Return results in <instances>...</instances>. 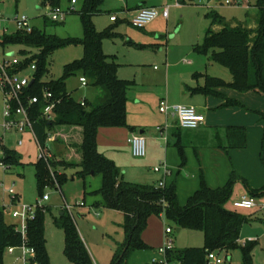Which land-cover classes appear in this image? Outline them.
<instances>
[{
	"label": "rangeland",
	"instance_id": "1",
	"mask_svg": "<svg viewBox=\"0 0 264 264\" xmlns=\"http://www.w3.org/2000/svg\"><path fill=\"white\" fill-rule=\"evenodd\" d=\"M225 1L194 0L192 3L180 5L178 0H105L102 14L92 18L97 32L104 33L108 29L114 31L113 35L104 37L103 52L115 57L117 63L121 65L119 77L134 84L128 94L127 120L136 127L137 132L141 130L146 132L144 137L147 157L139 159L133 156L128 142L131 135L127 128L99 129L97 138L99 151L115 162L128 183L157 186L162 180L168 187L175 185L181 206L187 204L188 199L201 188L203 181L212 189L225 186L233 173L244 177L247 183L251 179L257 183L261 181L258 174L248 170V163L260 153L264 128L260 117L254 112L264 111V101H260L254 95H241L245 108L230 107L240 112V117L236 119V114L233 115V110L230 111L233 112L230 114V122H233L234 117L235 122L249 125L248 127L241 125L246 128L247 133V147L241 150L224 149L225 146L219 144L217 130L212 129L201 133L182 130L181 152L175 145L174 135L165 133L164 130L167 123L171 126L177 119L160 112L159 92L165 83L167 67H170L169 72L173 79L191 71L207 72L210 76L231 80L230 72L226 68L215 63L212 65L209 57L194 50L195 45L203 42L210 27L207 14L212 10L229 25L234 22L253 25L252 18L257 14V9L249 4L253 6L256 0H242L238 5H226ZM81 6L82 0H78V4L74 6L76 12L70 13L71 2L62 0L61 8L68 13L62 22L53 23L48 16L49 8L44 6V0H0L2 28L0 39L16 33L18 30L16 19L26 16L30 19L32 27L47 35L65 40H81L85 35L80 16ZM167 6L169 7L167 19L159 17L144 29L131 26L132 16L137 9L157 7L162 12ZM113 17L118 21L112 22ZM128 40L133 44H126ZM20 50L21 47L16 45L0 44V62L12 58L10 56L12 54L25 60ZM83 57L84 48L79 45H69L58 50L50 59L48 67L50 73L44 81L60 80L64 76L65 66ZM184 59L192 60L194 64L186 66L183 63ZM26 73H29V70H26ZM82 77L83 75L78 73L69 78L66 81L67 91L78 102L93 101L98 91L91 85L82 87L80 83ZM3 113L4 98L0 92V160L4 158L3 148L6 147L16 151L23 164L8 167L0 163V206L11 208L5 213L6 223L17 225L21 229L23 221L12 218L11 212L22 211L25 207H31L36 211L34 204H38L40 210L47 209L45 227L49 262L73 264L64 253L65 233L57 228L53 221L54 217L68 213L75 222L94 263L113 264L126 239L123 229L125 217L120 211L106 208L103 197L98 193L102 187L103 177L83 176L81 167L64 169L50 166L49 172L53 181L57 175H64L61 187L58 188L54 183L50 184L40 195L35 166L41 154L40 145L30 133L5 134L1 130L4 122ZM114 129L116 130L113 131ZM166 138L169 140V146ZM20 140L23 141L22 146H19ZM47 145L51 149L52 162L64 158V147L54 141ZM162 166H166L170 171L166 177L163 172H154L156 167ZM13 185L14 198L7 193ZM239 188L244 189L247 197L252 196L246 183L238 181L234 184L225 208L248 219L242 228L240 243L243 245L255 242L252 248L253 264H264V209L260 206L251 210L236 209L234 203L242 196ZM261 189L256 192H264ZM45 195L49 200L40 203ZM255 199L259 205H264V194ZM67 206L71 209L68 210ZM168 228L173 231L171 234H166ZM177 229L181 231L177 232ZM143 240L153 251L164 247L170 240L177 249L202 248L205 245L201 231L180 228L176 223L157 216L149 218ZM217 253L223 259V264H243L241 248ZM24 257L22 248H17L14 255L6 251L4 264H25ZM132 261L137 263L136 256H133Z\"/></svg>",
	"mask_w": 264,
	"mask_h": 264
},
{
	"label": "trees",
	"instance_id": "2",
	"mask_svg": "<svg viewBox=\"0 0 264 264\" xmlns=\"http://www.w3.org/2000/svg\"><path fill=\"white\" fill-rule=\"evenodd\" d=\"M193 1L178 0V3L186 5ZM61 3L62 0H44L45 7L57 8L61 7ZM104 3L105 0H82L80 16L85 35L81 40L60 39L36 28L32 33L17 30L12 36L0 39L3 46L21 47L20 54L26 59L22 60L20 71H25L31 64L36 63L35 81L28 88V94L42 99L43 93L49 91L53 94V99L59 101L50 121L43 118V101L32 108L31 119L38 143L45 148L49 134L54 132L56 141L66 148L64 158L58 162H52L51 159V163L47 164L44 160H39L35 165L39 194L53 183L58 188L61 187L64 175H57L53 181L49 172L50 166L64 169L81 167L83 176L101 175L103 183L98 193L103 197L106 208L120 211L125 217L123 229L126 239L113 264H153L155 251L143 240V233L152 216L164 217L180 228L201 231L204 235L205 245L202 248L174 247L168 250V264H209V253L232 251L237 248L242 250L243 264H253L252 248L255 242H247L245 245L240 243L242 228L248 219L225 208L234 184L238 181L247 183L242 177L233 173L227 184L217 189L208 187L203 181L201 188L188 199L187 204L181 206L175 185L157 188L153 185L128 183L115 162L100 153L97 143L99 129L133 130L127 123V104L128 93L134 84L118 76L121 65L115 57L103 52L104 37L113 35L114 31L108 29L99 33L92 23L93 17L102 14ZM253 7L258 10L253 29L243 24L232 27L217 12H209L207 18L210 27L203 42L194 46L196 53L209 57L211 62L230 72V82L208 74L201 75L205 78V85L197 91L221 99L223 104L220 108H245L240 102L219 92L223 88L239 93L264 94V0H256ZM75 12L76 10L72 13ZM216 27H221V30L216 31ZM126 44L133 43L128 40ZM69 45L82 46L84 57L65 66L64 76L60 80L44 81L50 73V59L55 52ZM78 73L89 81L88 85L98 91L93 101L78 102L67 91L66 81ZM254 113L264 122V113ZM226 139L227 145L223 147L226 150H241L247 147L245 128L228 127ZM176 147L182 152L179 143ZM3 150L2 164L8 167L23 166L16 151L6 147ZM259 158L264 167V133ZM248 190L255 198L264 194L250 188ZM34 206L36 217L27 223L25 238L16 230L17 225L6 223L5 212L0 208V264H4L5 253L9 248H19L24 243L35 250V256L29 258L28 264H50L46 247L47 209L40 210L38 204ZM53 221L54 225L65 233L66 258L73 264H95L72 217L68 213L61 214L54 217ZM133 256H136L137 263L132 261Z\"/></svg>",
	"mask_w": 264,
	"mask_h": 264
},
{
	"label": "built area",
	"instance_id": "3",
	"mask_svg": "<svg viewBox=\"0 0 264 264\" xmlns=\"http://www.w3.org/2000/svg\"><path fill=\"white\" fill-rule=\"evenodd\" d=\"M242 2V0H226V5H238ZM78 4L77 0L71 1V12L72 13L75 8L74 6ZM49 8V18H51L52 22L59 23L62 22L66 16V13L62 10L61 7L57 8ZM159 17H163L167 19L169 17V7H164L162 12L158 8H142L138 10L133 16L131 25L136 29H144L147 25L151 24L154 20ZM117 18L113 17L112 22H117ZM16 23L18 26V31L24 33H32L34 27H32L30 23V19L26 16L18 17L16 19ZM2 30L0 25V31ZM22 60L17 56H13L8 60H4L0 62V92L4 98V122L1 126V130L5 134L12 135H23L26 133H30L35 141L38 143L33 121L31 119L32 108L35 104L43 101L45 104L43 110V118L46 120L53 119V113L59 101H55L53 98V94L49 91H45L43 93L42 99L37 96H31L28 94V88L32 85V82L35 81L34 74L37 69L36 63H33L29 66L27 70L29 73L25 71H20V65ZM80 83L82 87L88 86V80L85 77L80 79ZM160 112L165 114L166 116H170L172 118H176L179 126L183 129H197L205 123V116L197 111L196 108L190 106H181L175 105L170 106L165 102L161 103ZM56 142L55 134L50 133L48 137L47 144L51 142ZM168 141V138L165 139ZM129 144L132 148V154L135 158L143 159L147 156V144L146 139L143 135H132L129 140ZM39 144V143H38ZM46 144V147L43 148L40 144L41 154L39 160H44L47 164H50V160L52 159V153L50 147ZM23 145V141H19V146ZM8 170V168H7ZM155 173H164V177L170 174L169 169L166 166L156 167L154 169ZM157 188H165L166 184L164 181H160ZM9 196H15L14 185L7 190ZM14 198V197H13ZM49 197L44 196L43 200L40 202L48 201ZM234 207L236 209H244L251 210L257 207V200L253 198H248L247 196H242L241 199L234 203ZM0 208L5 212H9L11 210L10 207L0 206ZM264 208V206H263ZM67 209L71 208L67 206ZM11 216L14 219H20L23 221V225L21 229L17 226L16 230L21 232L23 237L25 238L27 232V223L32 221L36 217V211L31 207H25L22 211H13L11 212ZM173 231L171 229L166 230V234H171ZM24 250V256H29L28 258L24 257L25 264H28V260L31 257L35 256V250L29 248L26 243H24L21 247ZM174 246L172 241H167L164 247L154 252V258L152 259L153 264H168L166 259V254L168 250L173 249ZM17 248H9L8 253L10 255H14L15 250ZM209 264H223V259L219 257L217 252H211L208 256Z\"/></svg>",
	"mask_w": 264,
	"mask_h": 264
},
{
	"label": "crops",
	"instance_id": "4",
	"mask_svg": "<svg viewBox=\"0 0 264 264\" xmlns=\"http://www.w3.org/2000/svg\"><path fill=\"white\" fill-rule=\"evenodd\" d=\"M249 6L253 7L254 5L252 6V4H249ZM151 8H157V7H151ZM140 9H142V8L137 9L135 11V13ZM212 11H214V10H212ZM257 15H258V10H257V14L254 15V17L252 18L253 25H246L245 24V26H247L248 28H251V29L255 28V18L257 17ZM230 25L232 27H236L239 24L234 22ZM216 28H217V29H215L216 31L221 30V27H216ZM10 56L13 57L14 55L13 56L10 55ZM183 63L186 66H192L194 64V62L192 60H189V59H184ZM211 63L213 65V62H211ZM169 69H170V67H167L165 83H164L163 87L160 88V92H159L160 96H161L160 97V100H161L160 103L165 102V103L169 104L170 106L181 105V106L194 107L197 109V111L199 113H201L205 116V123L197 129H183L179 126V123L177 121L171 126H169V124L167 123L165 128H164L165 133L173 134L175 139H176V144L179 143L181 145L182 136H183L182 130H185V131L191 130V131H196V132L201 133L204 131L214 129V130H217V137H218L219 144L221 146H226V144H227L226 129L228 127L245 128L244 126H241V125H245L247 127L249 126V125H246L244 123L239 124V123L235 122L234 117L232 119L233 122L232 121L230 122L229 121L230 117H231L230 114H232L233 112H234L233 115L236 114L235 115L236 119H237V117H240V114H239L240 112H237L238 110L232 109V108H220L221 105L223 104V101L221 99L213 97V96H206L202 92L197 91L198 89L204 87L205 78L201 77V75L208 74L207 72L199 73V72L187 71L184 74H181L179 77H176L173 79L171 77ZM196 81H197V83H196ZM225 81L230 82L231 80L227 79ZM219 92L224 94L229 99L236 100L240 103L242 102V104L244 103V101H243V98L241 95H247V96L254 95V96H256L257 99H260V101H264V94L257 93V94H259V95H257L255 92L239 93L235 90L228 89V88L220 89ZM232 110H233V112H230ZM260 110H262V109L260 108ZM258 112L264 113V111H258ZM167 117H170V116H167ZM173 119L176 120V118H173ZM127 123L129 125V127H131L133 129V130H131V129L127 128V129H129L131 136L132 135H140L139 134L140 132H144V134L146 133L143 130L137 132L136 127L131 125L128 120H127ZM261 124H263V128H264V122H262ZM115 130L116 129H114L113 131H115ZM53 134H55V133L53 132ZM167 142H168L167 144L169 146L170 145L169 140ZM56 143H58L59 145L64 147V153H63V156H64L66 153L65 146L58 141H56ZM98 146H99V143H98ZM260 150H261V148H260ZM248 170H250V171L252 170L255 172V174H258V176H260L259 178L261 179V181L257 183V181H254V179L253 180L251 179V181H248L250 184L246 183L247 189L248 188H250L251 190H258L261 188L264 189V167L261 164L259 155L256 156L254 159L250 160V162L248 163ZM242 178L244 179V177H242ZM239 190H240L239 192L241 193L242 196H246L243 188H239ZM248 198H253V196L248 197ZM257 206H260L261 209H264L263 208L264 205L262 206V205H259L257 203ZM240 240H241V237H240ZM243 245H245V244H243Z\"/></svg>",
	"mask_w": 264,
	"mask_h": 264
},
{
	"label": "water",
	"instance_id": "5",
	"mask_svg": "<svg viewBox=\"0 0 264 264\" xmlns=\"http://www.w3.org/2000/svg\"><path fill=\"white\" fill-rule=\"evenodd\" d=\"M13 55H14V54H12V56H13ZM33 83H34V82H32V84H33ZM139 134H140V135H144V132H140ZM1 161H2V160H0V163H1ZM180 231H181V229H177V232H180Z\"/></svg>",
	"mask_w": 264,
	"mask_h": 264
}]
</instances>
